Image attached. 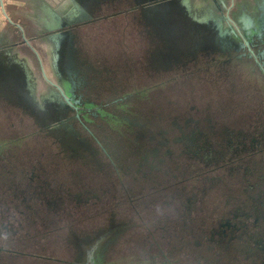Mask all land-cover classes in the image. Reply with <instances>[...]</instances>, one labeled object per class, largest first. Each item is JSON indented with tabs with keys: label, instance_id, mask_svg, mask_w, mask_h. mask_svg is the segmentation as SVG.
Wrapping results in <instances>:
<instances>
[{
	"label": "rangeland",
	"instance_id": "374dc122",
	"mask_svg": "<svg viewBox=\"0 0 264 264\" xmlns=\"http://www.w3.org/2000/svg\"><path fill=\"white\" fill-rule=\"evenodd\" d=\"M37 46L40 59L29 64L38 95L53 88L42 70L59 82L46 44ZM76 51L80 72L93 81L82 97L89 109L61 108L59 117L49 119L15 89L0 97V148H9L12 166L21 165L20 159L27 166L49 165L65 199L81 198L51 226L32 228L36 241L14 244L23 253L10 255L12 264L38 263L43 257L49 260L43 264H63L59 260L76 258L70 253L76 238L107 228L112 233L104 264H154L149 243L168 248L180 229L172 192L189 182L228 178L235 166L229 156L203 164L194 153L177 149L151 174L140 157L156 146L154 139L163 138L160 134L169 133L173 117L192 108L222 116L230 125L263 114V72L224 41L183 34L163 7L83 28ZM177 167V173H166ZM23 189L29 198L38 191L18 188Z\"/></svg>",
	"mask_w": 264,
	"mask_h": 264
},
{
	"label": "flooded vegetation",
	"instance_id": "af4514ba",
	"mask_svg": "<svg viewBox=\"0 0 264 264\" xmlns=\"http://www.w3.org/2000/svg\"><path fill=\"white\" fill-rule=\"evenodd\" d=\"M184 3L177 0H72L59 12L61 21L71 26L57 67L50 64V68L78 109L68 105L52 87L35 94L36 76L30 64L1 50L0 97L15 89L25 95L27 103L35 107L39 115L49 119L59 117L61 108H70L75 113H81L84 106L89 109L90 104L82 97L93 81L78 67L76 44L80 31L109 18L130 12L147 13L162 7L183 34L196 40L224 41L238 50V55L251 59L264 75V0H184ZM37 58L32 52L30 61L34 63ZM192 109L173 117L169 133L160 134L163 138L154 139L156 146L140 157V161H146L149 166L147 173L153 174L156 164L164 157L174 156L177 149L194 153L203 164L217 156H229L235 168L228 178L220 175L198 184L189 182L172 192L171 203L181 222L180 229L175 234L176 241L168 248L157 241L149 243L148 249L155 252L151 261L154 264H264V112L251 119L245 117L240 125H230L222 116ZM12 157L9 148H0V264H12L10 255L23 253L15 251L14 244L36 241L32 228L51 226L54 217L64 214L70 206L77 207L81 201L78 196L69 201L65 199L60 191L63 187L57 184V175L51 166L41 162L27 166L21 159V165L12 166ZM177 170L178 167L172 171L166 169V173L173 175ZM20 185L38 191L29 198L24 189L18 190ZM111 233L112 229L107 228L93 236L88 234L86 239L76 238L75 249L70 252H74L76 258L55 260L63 264H104L105 244ZM45 259L39 258L42 262L33 264L49 261Z\"/></svg>",
	"mask_w": 264,
	"mask_h": 264
},
{
	"label": "crops",
	"instance_id": "0c3cea01",
	"mask_svg": "<svg viewBox=\"0 0 264 264\" xmlns=\"http://www.w3.org/2000/svg\"><path fill=\"white\" fill-rule=\"evenodd\" d=\"M64 0H1L0 1V47H12L18 58L26 57L31 48L22 36L29 40L38 52V44L45 28V7L56 8ZM2 2V4H1ZM70 4H68L69 6ZM47 21H50L47 18ZM18 24L21 28L17 27Z\"/></svg>",
	"mask_w": 264,
	"mask_h": 264
},
{
	"label": "water",
	"instance_id": "95a60500",
	"mask_svg": "<svg viewBox=\"0 0 264 264\" xmlns=\"http://www.w3.org/2000/svg\"><path fill=\"white\" fill-rule=\"evenodd\" d=\"M177 1H179L180 4H183V5L185 4L184 0H177ZM69 3H72V0H64L59 6H57L54 9L50 7H45V12L47 15L45 16V28L42 32V39H43V42L47 46L48 52L50 53V58H51L50 64L52 65L53 68L57 67L58 60L60 59V56H61L60 51L62 49V45L64 44L66 40L68 28L71 26V23L66 22L64 20L61 21L62 17L61 15H59L60 14L59 12L61 11V8L63 6L68 5ZM75 6L79 9L77 5ZM47 18H49L50 21H47ZM227 19H229L228 16H227ZM16 25L17 27L21 28L18 24ZM22 38L25 44H28L29 47L31 48V51L38 57V59H40L38 56V52L33 48L29 40H27L24 37V35L22 36ZM245 44L248 46L247 40H245ZM248 49L251 53H253V50L249 46H248ZM3 52L9 55L13 54L17 57L16 53H12V47L6 46ZM19 59L22 60L26 65L30 63L29 57L28 58L22 57ZM42 74L45 80L53 86L54 90L57 91L63 97L65 102L68 105L72 106L75 110H77L78 107L71 102V97L66 94L61 81L58 79L59 83L53 82L47 77L44 70H42Z\"/></svg>",
	"mask_w": 264,
	"mask_h": 264
},
{
	"label": "built area",
	"instance_id": "2783aa9c",
	"mask_svg": "<svg viewBox=\"0 0 264 264\" xmlns=\"http://www.w3.org/2000/svg\"><path fill=\"white\" fill-rule=\"evenodd\" d=\"M1 1V0H0ZM1 4H2V2H1Z\"/></svg>",
	"mask_w": 264,
	"mask_h": 264
}]
</instances>
